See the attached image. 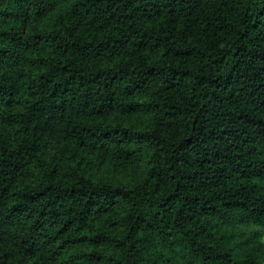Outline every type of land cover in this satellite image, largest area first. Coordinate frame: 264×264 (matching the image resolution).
Masks as SVG:
<instances>
[{"label":"trees","instance_id":"trees-1","mask_svg":"<svg viewBox=\"0 0 264 264\" xmlns=\"http://www.w3.org/2000/svg\"><path fill=\"white\" fill-rule=\"evenodd\" d=\"M55 1L0 0V264H264V0Z\"/></svg>","mask_w":264,"mask_h":264},{"label":"rangeland","instance_id":"rangeland-1","mask_svg":"<svg viewBox=\"0 0 264 264\" xmlns=\"http://www.w3.org/2000/svg\"><path fill=\"white\" fill-rule=\"evenodd\" d=\"M65 2V0H57L53 3L51 6V9L46 12L44 15L39 17L37 19V25H44L46 24L52 17L53 13L57 11ZM143 97L146 96L145 93L141 94ZM147 115L143 111L136 110L133 113L129 114L126 118L127 125L133 127V128H139L145 121H146ZM142 153V157L139 160H134L127 165H125L122 169L119 171H109L107 169V165L104 164V162L98 166V168L95 171V177L97 178H108L114 183H134L137 181V179L142 175L146 168L145 164V156L143 155V151H140ZM261 240L264 243V228L261 233Z\"/></svg>","mask_w":264,"mask_h":264}]
</instances>
